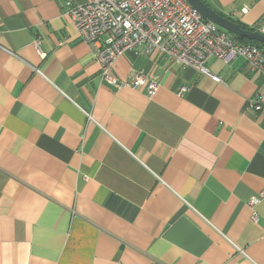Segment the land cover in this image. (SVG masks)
Masks as SVG:
<instances>
[{
	"label": "crops",
	"instance_id": "crops-1",
	"mask_svg": "<svg viewBox=\"0 0 264 264\" xmlns=\"http://www.w3.org/2000/svg\"><path fill=\"white\" fill-rule=\"evenodd\" d=\"M66 1L0 0V264H264V197L248 206L264 77L211 58L215 83L132 50L111 74L158 89H114ZM201 1L248 31L264 20V0Z\"/></svg>",
	"mask_w": 264,
	"mask_h": 264
},
{
	"label": "built area",
	"instance_id": "built-area-1",
	"mask_svg": "<svg viewBox=\"0 0 264 264\" xmlns=\"http://www.w3.org/2000/svg\"><path fill=\"white\" fill-rule=\"evenodd\" d=\"M64 15L78 36L94 48L100 79L114 89L142 90L148 98L158 89V80L141 71L130 80L111 74L116 60L132 50H140L146 56L156 54L166 69L187 67L215 83H221L220 77L204 67L211 58L224 63L240 58L264 77V48L240 42L236 36L202 18L185 0H88L84 4L68 0ZM251 31L264 35V20ZM40 43L38 37L32 46L38 50ZM184 91L182 88L179 95ZM248 104L255 112L262 111L264 90L249 99ZM262 197L264 193L250 198V209ZM257 220L258 214L252 211V221ZM236 250L243 254L241 249Z\"/></svg>",
	"mask_w": 264,
	"mask_h": 264
},
{
	"label": "water",
	"instance_id": "water-1",
	"mask_svg": "<svg viewBox=\"0 0 264 264\" xmlns=\"http://www.w3.org/2000/svg\"><path fill=\"white\" fill-rule=\"evenodd\" d=\"M194 10H196L202 18L213 23L215 26L222 30L241 38H245L250 41H255L264 46V35H260L256 32L242 29L238 24L234 23L230 19L222 17L214 10L209 8L201 0H185Z\"/></svg>",
	"mask_w": 264,
	"mask_h": 264
},
{
	"label": "trees",
	"instance_id": "trees-1",
	"mask_svg": "<svg viewBox=\"0 0 264 264\" xmlns=\"http://www.w3.org/2000/svg\"><path fill=\"white\" fill-rule=\"evenodd\" d=\"M245 30H246V29H245ZM249 30H251V29H249ZM236 38H237L240 42H244V43H248V44H253V45H256V46H258V47L264 48L263 45H261V44L255 42V41H250V40H247V39H245V38H241V37H239V36H236Z\"/></svg>",
	"mask_w": 264,
	"mask_h": 264
}]
</instances>
